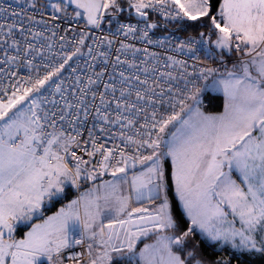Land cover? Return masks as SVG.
Here are the masks:
<instances>
[{
    "label": "snow or ice",
    "instance_id": "snow-or-ice-1",
    "mask_svg": "<svg viewBox=\"0 0 264 264\" xmlns=\"http://www.w3.org/2000/svg\"><path fill=\"white\" fill-rule=\"evenodd\" d=\"M117 257L264 264V0H0V264Z\"/></svg>",
    "mask_w": 264,
    "mask_h": 264
},
{
    "label": "trees",
    "instance_id": "trees-1",
    "mask_svg": "<svg viewBox=\"0 0 264 264\" xmlns=\"http://www.w3.org/2000/svg\"><path fill=\"white\" fill-rule=\"evenodd\" d=\"M214 3L217 4L218 7V0H214ZM205 25L207 24V21L205 20L203 22ZM204 27H201L199 24H196L193 28H190L189 31L190 32H199V31H203ZM235 57V58H234ZM226 59H231L229 61H234L236 60V54L232 53V54H227ZM204 96H210L211 99H205L208 101V105L204 108L206 111L208 112H222L223 111V104H224V94L221 92H213V91H207ZM169 169H170V161H169ZM60 205H56V207L51 208V211L46 213L49 214L51 212H53L55 209H57ZM28 229L27 227H19L18 230L16 231V237L22 238L23 233L26 232ZM149 240L148 238L144 239V242ZM206 247V246H205ZM219 252L213 253L211 248H207L206 247V251H205V255L209 258V259H214L215 256L219 255ZM44 264H47V262H44ZM114 264H128V261L126 258H122V257H117L114 260Z\"/></svg>",
    "mask_w": 264,
    "mask_h": 264
},
{
    "label": "crops",
    "instance_id": "crops-1",
    "mask_svg": "<svg viewBox=\"0 0 264 264\" xmlns=\"http://www.w3.org/2000/svg\"><path fill=\"white\" fill-rule=\"evenodd\" d=\"M217 50V49H216ZM217 51H219V50H217ZM235 61V60H234ZM231 62H233V61H231ZM227 65V64H226ZM222 68H224V67H222ZM222 68H220V71H222L221 69ZM208 91H213V92H221V93H223V91H219V90H215V89H212V90H208ZM233 176H234V178H239V173H236V172H233ZM111 179V177L110 176H105L103 179ZM87 185H85V187H86ZM74 195H75V193L73 194V197L72 198H74ZM133 206L134 207H136V206H140V205H137V204H133ZM60 207V206H59ZM58 207V208H59ZM57 208V209H58ZM57 209H55L53 212H55ZM49 214H51V213H49ZM105 223H107V220H105ZM14 236L16 237V232L14 233ZM17 238V237H16ZM76 238H79L78 236L76 237ZM18 239V238H17ZM144 239H146V238H144ZM151 241L150 240H147V241H145L144 243H150ZM143 246V244H139V247H142ZM122 258H124V257H122ZM45 262H47V261H45Z\"/></svg>",
    "mask_w": 264,
    "mask_h": 264
},
{
    "label": "built area",
    "instance_id": "built-area-1",
    "mask_svg": "<svg viewBox=\"0 0 264 264\" xmlns=\"http://www.w3.org/2000/svg\"><path fill=\"white\" fill-rule=\"evenodd\" d=\"M5 3H13V0H4ZM81 23H83V21H81ZM182 35V34H181ZM180 58H186L184 56H181ZM231 60V59H226V63ZM189 63H191V61H189ZM223 66H221L220 68H222ZM208 105V101L203 99V104H202V107H206ZM86 249V245L84 246H80V245H75L73 250L74 251H81V250H84Z\"/></svg>",
    "mask_w": 264,
    "mask_h": 264
},
{
    "label": "rangeland",
    "instance_id": "rangeland-1",
    "mask_svg": "<svg viewBox=\"0 0 264 264\" xmlns=\"http://www.w3.org/2000/svg\"><path fill=\"white\" fill-rule=\"evenodd\" d=\"M203 31L206 32V31H207V28L204 27ZM212 39H215V37L213 36ZM212 47L215 48L214 45H213ZM217 50H219V49H217ZM217 50H216V51H217ZM219 51H220V50H219ZM225 52L227 53V50H225ZM234 62H235V61H233V62H229V63L226 65V67H227V68H231V67H232V64H233ZM221 70H222L221 72H223V71H224V68H222ZM210 90H212V89H210ZM207 91H208V90H206L205 93H206ZM219 91H222V90H219ZM205 93H204V94H205ZM204 94H203V96H204ZM203 96H202V99H203ZM204 110H205V109H204ZM205 111H206V110H205ZM206 112H208V111H206ZM210 113H219V112H210ZM139 170H140L139 167H137V168L135 169V171H139ZM129 175H131V172L129 173ZM109 179H110V178H109ZM88 186H89V185H87L86 187H88ZM82 190H83V189H82Z\"/></svg>",
    "mask_w": 264,
    "mask_h": 264
}]
</instances>
